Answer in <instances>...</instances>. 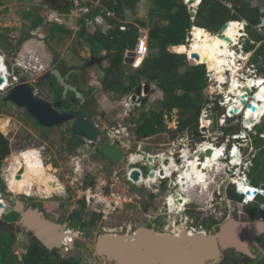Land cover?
Returning a JSON list of instances; mask_svg holds the SVG:
<instances>
[{
    "label": "rangeland",
    "instance_id": "374dc122",
    "mask_svg": "<svg viewBox=\"0 0 264 264\" xmlns=\"http://www.w3.org/2000/svg\"><path fill=\"white\" fill-rule=\"evenodd\" d=\"M4 4L7 3V5L10 8L9 14L5 16L4 19L1 20L2 26H11V30L15 31L17 27L23 26V35L25 36V33L27 32V28L30 24V20H26L22 14L25 10H30V6H33L34 1H32L31 4L25 3L26 0H3ZM31 1V0H28ZM89 1V0H88ZM183 1V0H181ZM60 4H64V0H58ZM184 2V1H183ZM185 3V2H184ZM3 3H0L2 5ZM36 4V2H35ZM90 4V3H89ZM52 6V5H51ZM50 7V6H49ZM38 11L41 14H44L45 21H47V8L44 6L37 7ZM8 10V9H7ZM47 12V13H46ZM136 19L145 20L146 23L149 25V27L153 28L155 26L156 21H158L157 16H151L149 12V5L147 0H141L139 7L137 9L136 13H128L126 14V20H122L124 22L127 21V23H133L136 21ZM121 20V19H120ZM27 21V22H26ZM163 23H166V21H163ZM102 24V23H99ZM17 26V27H15ZM223 26V25H222ZM214 29L212 34H214L216 31H220L222 29ZM148 27V28H149ZM196 30V29H195ZM31 36L28 37L23 44L20 45V48L18 51H22L24 55L27 56L28 60L38 63V65L43 63V66L45 67L47 64H50L53 62H56L58 64L60 61H62L63 64H69V63H80V59L85 60L83 54V51H85L87 45L80 44L76 36L74 34L67 36L62 42L61 39L57 38H51L49 33V23H44L42 26H40L37 31H31ZM262 36H264V32L262 33ZM196 37V33H195ZM75 38V39H74ZM74 39V40H73ZM61 42V43H58ZM191 44H186L185 48L187 49V53H182L177 51V48H170L174 53L179 54H186L187 57L190 55L189 53L192 52L189 48ZM8 47V46H7ZM8 51V50H7ZM72 51H76V53L81 52L80 54H74ZM21 52V53H22ZM155 55L151 57V60L149 61L148 65L145 66L143 69H147L148 67L151 68H166L165 59L166 54L165 53H159L158 47L155 48ZM80 55L79 58L77 56ZM88 56V55H87ZM84 57V58H83ZM7 59L12 62V52H7ZM57 59V60H56ZM189 60V59H188ZM109 61H105L102 64H99L95 68H93V77L92 84L94 89L96 90V99H99L98 112H103L104 117L106 121H110L111 127H119V124L122 125L120 128L121 130H125V134L122 137V140L134 148L132 150V153H141L144 152L143 149L139 150V145L141 142H138L136 139V124L137 122L134 120L135 118L134 113L131 112L132 107H125L121 104L122 98H113L107 95V93H104L103 87H102V79L104 76L103 70L105 65L108 64ZM190 63H193L192 60H189ZM202 63V62H201ZM41 65V64H40ZM211 69H214L216 71L215 66L212 64L209 66ZM125 72L130 71V73H133L136 71L132 66H125ZM38 70V69H37ZM2 72V70H1ZM39 71L37 74H31L26 73L24 71L19 72V77L27 79L31 85L34 84L33 82L38 80ZM97 74H96V73ZM91 73V74H92ZM97 75L95 77L94 75ZM180 74H183V71H180ZM217 76V75H216ZM159 79L165 84L168 85L171 79H174L173 76H171L168 72L162 71L160 74ZM159 80V81H160ZM218 81V80H217ZM128 83V79H125L122 81L121 84H117L115 86L116 90L122 91L125 85ZM89 84V83H88ZM33 86V85H32ZM87 87V85L85 86ZM38 89L41 91V93H47L46 89L47 85L43 83V86L39 85ZM9 92V90L1 91L0 92V99H3V96L1 94ZM182 94H186V90L182 89ZM196 91L193 92L195 94ZM202 93H204L205 98H208L206 90ZM44 95V94H43ZM264 96V88L261 89L260 93L256 95L255 100L259 101L260 98ZM117 99V100H115ZM208 100V99H207ZM3 107H4V114L0 115V131H2L10 140L12 147L14 148V153L12 155H9L5 158L2 168H1V174L0 179L3 181V186L6 187L7 191L9 192V189H11L8 186V183L11 184L10 179L13 177V185L15 187V191L12 194L13 198L17 201H26L27 203L31 202V204L35 207H39L42 211L46 213V216L49 219H52L56 222L67 224V220H70V218L73 217V211L74 210H80L81 208V200L82 197L79 195V189L78 184L81 182H90L94 183V185L101 184H115L117 192L123 195H129L131 197L130 203H125L123 207L114 214L109 220H103L100 215H98L96 212H93L90 208H88V211L85 213H82V216H84V219L86 221L90 222V226L85 228V230H81L82 232L76 233L73 237L75 248L74 250H70L68 255L62 256H78L83 259V262L85 264H112L110 262L105 261L104 259L99 258V256L92 250L87 249V243L88 242H94L98 236V234L102 232H121V231H127L126 227H124V224L127 222L129 223H135L136 221L141 220L143 218V215L148 217L150 215V211L152 209H149L150 203L154 201L148 200L147 195L149 194L144 190V188L141 189V193L134 191H129V187L132 186L130 184V180L128 179V171L129 167L127 164L124 163H115L112 165L111 163H107L103 160V158H98L94 155V148L91 146H82L78 148V151L75 153H71L69 150L66 149L67 142L64 140L63 134L60 131V129L57 126L48 128V127H38L41 131H43L46 135V137H41L38 132L35 129L31 127V125H34L33 119L27 114L25 108H20L14 103L11 102H5L3 101ZM96 108V107H95ZM156 103L150 105V110L153 111V109H156ZM261 110L264 111V107L261 108ZM177 109H174L171 117L166 118V123L168 124L169 130L166 131V133H171L170 138L173 141L174 136L180 135V132H174L175 126L177 124V120L179 118V114H177ZM138 113V111L136 110ZM129 113L130 116H127L126 114ZM260 114V112H259ZM259 114L257 116H259ZM119 115V116H118ZM145 115V114H144ZM178 116V117H177ZM125 118V119H124ZM258 118V117H257ZM150 120V118H148ZM264 120V119H263ZM201 122V119L199 120ZM142 124L145 123L144 120L141 121ZM255 123L253 121L250 126H252ZM202 124V123H201ZM217 125L214 124L212 127V130L217 129ZM258 129H262V125L258 124L256 126ZM188 132V131H185ZM128 133V135H127ZM164 133V132H162ZM165 138H168L165 136ZM254 145L256 147H261L264 145V142L260 140L259 137H252ZM136 141V142H135ZM73 144L72 142H70ZM154 143V142H152ZM175 143V142H173ZM174 147H179V144L176 142ZM188 146H182V148L186 149ZM26 148H33L37 149L43 159V162L40 161L41 164H44L45 168L41 166L39 162H37L35 159L31 158L29 161V164L26 163L22 164V167L24 168V172L22 174L26 175V178H29L28 185L29 187H25L24 189H19L18 185V174H15V167H17L18 159L21 157L20 151ZM151 152V148H147ZM169 149V147H168ZM181 149V148H180ZM129 152V150H128ZM258 160H262V154L260 153ZM32 161V162H30ZM79 166V170L75 171L76 166ZM40 167V171H35V173L32 172V167ZM20 170V169H19ZM252 170V169H251ZM31 171V174H30ZM43 171V174L39 175V172ZM251 173V172H250ZM257 173V175H255ZM30 174V176L28 175ZM47 174H50L54 177V179L58 180L62 187L58 189L59 193H53L55 188L52 186H46L45 176ZM119 178H118V177ZM254 178L257 182H253ZM33 179H35V185H38L37 187H33ZM32 180V182H31ZM1 182V181H0ZM250 184L257 186L258 188L263 187L264 184V166H261L257 169L256 172H252L250 174ZM33 185V186H32ZM64 185V186H63ZM48 187H51L53 190L45 192V189ZM44 188V189H43ZM35 190L39 192L41 195H37L34 197L26 198L24 195L26 192L31 194V191ZM137 189V188H136ZM13 190V189H11ZM165 191V188L163 189ZM232 190L234 195L236 196L235 187L232 186ZM49 193L50 195L46 196L44 194ZM53 193V194H52ZM166 192H162V194H157L154 197H157V199L160 196H164ZM188 193L193 194L192 196L194 198H191V200H195L198 202H205L207 199L206 193L203 191V188L198 189H191ZM54 196V197H53ZM237 197V196H236ZM241 200V196L239 197ZM129 200V199H126ZM156 201V200H155ZM154 201V202H155ZM258 205L261 207L262 204L264 205V198L259 197L258 198ZM208 203V202H207ZM146 205V206H145ZM157 206V205H155ZM158 207V206H157ZM238 212L232 213V218H238L237 216ZM14 213H11L13 215ZM264 215V212L262 213ZM154 215V213H153ZM150 215V216H153ZM15 218L18 216V214H14ZM149 216V218H150ZM241 218H246L243 215H240ZM229 217V216H228ZM144 220V218L142 219ZM162 220H155L153 223H149L147 226H152L157 229H161L162 226ZM123 221L125 223H123ZM144 225H146L148 222L145 220L142 221ZM72 231H75L72 229V227H69ZM78 229H80L77 226ZM126 233V232H124ZM11 236L10 235H2L0 236V245H3L4 247H9V240ZM27 240L26 236L19 235L18 238H16L15 247L16 250L19 252L20 250H24V252L27 251V247L25 246V241ZM262 241V239H261ZM251 249L253 251H263V249L260 247V242L256 241L252 243ZM25 254V253H24ZM18 255V253H17ZM1 264V263H0ZM18 264V263H17Z\"/></svg>",
    "mask_w": 264,
    "mask_h": 264
},
{
    "label": "built area",
    "instance_id": "2783aa9c",
    "mask_svg": "<svg viewBox=\"0 0 264 264\" xmlns=\"http://www.w3.org/2000/svg\"><path fill=\"white\" fill-rule=\"evenodd\" d=\"M64 1L68 4L69 2H73L72 10L70 12L61 13L55 9H52L51 7L49 8L48 6H46L48 7V14L47 21H45V23H57L60 25L66 24L71 28L77 27L81 24L83 27L89 28L90 32H95L99 25H102L103 30L106 32L113 30L115 27H119L124 31L127 30V25L125 24V22L116 18L115 13L105 7L101 8L99 10V14L95 15L92 14L95 7L93 3L89 2L88 0ZM201 2L202 0L199 2V4L196 5L197 9ZM99 5L100 4H98V6ZM109 17L115 18L116 22H110L107 19ZM229 22L230 24L238 23L240 24V27L235 38H232L230 36L232 40L231 43H228L230 63L224 64L223 80H218L216 71L207 66L206 62L201 63L192 58L190 55L187 57L189 60H192L194 64H204L207 71V86L205 90L208 95V101L202 108L200 115L201 122L199 121L200 129L206 127L205 131L201 130L203 141L195 144L192 148L190 146L184 149L179 145L177 150V148L173 146L175 144L173 142H175V140L177 139V136H174L175 138L173 139L172 144H169V149L167 151H154L153 149V151L151 152H141L137 154L131 152L127 154V162H124L129 167V176L130 171L132 170V165L134 163L144 162L146 164H149L150 162L147 161V158L148 156H152V163L155 166L153 169L155 176L153 178L149 176L148 178L143 179L142 183L139 186L137 185V183L130 181L132 186H130L128 189L131 192L134 191L133 186L139 189L146 188V190L150 194L148 195V198L150 196L154 198V196H156L157 194L167 191L168 193H165L164 195L167 207L160 208V210L165 212V215H167L169 212L175 213V210H177L179 206V202H177L176 199L177 194H179L183 199V202L181 203L183 207L185 201L194 198L192 196L193 194H190L184 190L183 183L181 182L183 174L187 171L188 164L190 162L196 161L197 164H199L198 166L201 165V167L199 168H202V165H204L207 160L214 157L216 158L213 163V165H215V168L213 170L212 165L207 164L206 180H215L216 186L213 187V189H222L226 184V189L228 187L232 188V186H234L235 192H238L242 198L241 201H237L236 198L230 197V195L225 197L220 195V197L218 198L217 196H215V193H211L208 197L210 206H213L215 209V202L220 204L225 203V205H227L229 214L238 212V214L243 215L246 212L244 210V207L248 203L250 204V202L256 201V197H258L259 195L264 197V195L262 194V191H264V189L250 185V181H248L249 179L247 175L248 170L253 166V159L255 158L257 152V149L254 147V143L252 142L251 136L256 135L264 139V131L263 133H259L258 129L256 128V126L261 123V119L264 117V111L261 110V106H264V100L260 99L256 104L254 103L256 95L261 91L262 88H264V62H253V52H248L245 49L247 42H250L252 45L258 46V41H256L255 38L252 37L251 33L255 32L256 34H262L264 32V12L260 18V21L256 25L251 26L250 29V22L246 19ZM196 28L197 27L193 26L192 30L187 35L186 44H192L196 39L194 34V30ZM226 31L224 32L226 33ZM217 34H213L214 37H216ZM149 40V28H140L136 48L133 50H127V54L130 51L136 52L133 57L134 61L131 63V66L134 69L139 68L144 60L149 56ZM21 52L17 51L15 52L16 54H12L13 67L11 69L6 65V60H8L7 57L5 55H0V62L7 68L3 70L1 74H3L7 78H12L14 81L13 84H7L4 89H0V92L2 90L10 89L16 84L31 82L24 78L21 79L19 77V73L14 69H18L20 72L24 71L31 74L37 72V64L32 63V61L28 60L27 56L24 55L23 52ZM234 82H236L239 86L235 87ZM246 88L250 90L249 97L245 99V102H243L242 95L247 93L245 90ZM234 91H236V93ZM130 100V98L123 99L127 107H133L134 105ZM250 102L255 104L258 107V112H260L259 116H257L259 118L258 121L252 126L246 124L248 113H254L247 106ZM235 108H238L239 111L231 112L234 111ZM214 124H216L218 128L212 130ZM227 124H229V126ZM121 127L122 125L120 124L119 127H111L108 130L109 136L112 141L118 139L121 133ZM188 133L189 132L180 133L178 139L182 137L181 140L189 141ZM219 137H226L230 141L238 140L241 148L237 147L235 144H232V147L231 145L226 146L223 143L216 144L215 138ZM124 146L127 148V150L131 147L125 143ZM156 146L157 144H153V147ZM209 149L212 150V155H206L205 160H202L200 156L201 153L206 154ZM219 150L220 152H218ZM13 153L14 148L11 145L10 155H12ZM19 153L21 155V151ZM216 155L218 156L216 157ZM78 170L79 166L77 165L75 171ZM161 170L164 171L163 175L160 173ZM19 171L17 173H19ZM162 180H165V191L159 190V187L162 186ZM94 184L95 182L88 183L86 181L78 184L79 195H81L82 197L81 202H85L87 211L88 208H90L93 212H96L98 215H100L103 220H109L114 214L119 212V210L125 203L131 202V197L129 195L120 194L116 189H114L116 188L115 184ZM154 185H158V187L155 188ZM8 186L10 187V183H8ZM148 188H151V191H149ZM192 189H198V187ZM248 189H257L258 193L255 196H250L246 193V190ZM241 190L243 191L241 192ZM9 192L13 193L14 191L9 189ZM37 195L41 194H38L36 192H33L30 195L26 194L27 197H34ZM171 221L170 231L173 234H180L184 231L189 234L205 233L203 224H201V222L198 223L196 220L190 218L189 216H184V218H182L181 220L173 219ZM68 239L72 238H67V240L63 242V245L64 247L69 249V242H71L72 240Z\"/></svg>",
    "mask_w": 264,
    "mask_h": 264
},
{
    "label": "trees",
    "instance_id": "16d2710c",
    "mask_svg": "<svg viewBox=\"0 0 264 264\" xmlns=\"http://www.w3.org/2000/svg\"><path fill=\"white\" fill-rule=\"evenodd\" d=\"M96 1V0H95ZM141 0H102L105 8L115 13L116 18H126V14L132 12L136 13ZM149 5L150 15L157 16L155 26L149 29L150 34V53L149 56L144 60L142 65L136 69L135 72L127 74L125 72L124 63L125 53L127 49H135L140 27H148L144 20L136 19L133 23L127 24V30H121L119 27H115L113 30L108 32L103 30V26L99 25L94 34L86 32L85 27L81 24L80 29L77 31V36L82 38L84 42L91 47L92 54L95 57H99L106 51L109 56V65L106 69V75L103 81L104 89L110 94L117 96L118 98L124 94L129 93L133 87H136L142 79L149 82H156L158 88L164 92V99L160 102L158 108L152 111V117L150 120L145 115L141 114L139 120L134 116L136 122L142 123L144 120L143 130L140 134L150 135L166 132L169 130L168 124L166 123V116L171 117L173 109H179V126L174 132L184 133L189 131L194 133L199 127V119L204 104L207 103V99L204 96L205 88L207 86L206 78V67L204 64L190 63L186 54H179L169 51L162 52L159 49V42L165 41L168 46H176L177 51L187 53L185 49L186 37L192 30L193 26L200 28H207L211 31L220 28L224 23L229 21H235L240 17L246 18L250 22V27L256 25L262 16L260 8L251 7L249 2L246 0H202L201 4L197 9L196 18L193 20L189 14L187 5L181 0H147ZM199 3L200 0H194ZM232 2V7H228L225 3ZM195 3V5H196ZM30 10L22 12L26 20H30V24L27 28L25 36L21 38V41L17 47L25 42V40L31 36V31L40 28L45 23V17L41 15L38 10L30 6ZM73 8V2L64 3L61 8L57 9L61 13L70 12ZM98 7L94 9L92 14H99ZM110 22L115 23L116 19L109 17L107 18ZM166 21V23H163ZM71 29L66 24L60 25L57 23H49V33L51 38H60L61 34L72 35ZM252 37H255L258 41H262L255 53L254 61L263 58L264 62V36L262 34L251 33ZM81 44V42H79ZM181 45V46H178ZM251 43L247 42L246 50L251 48ZM158 47L159 53H165L166 68H151L148 67L146 70L143 69L148 65L151 57L155 55V48ZM162 71L168 72L174 79H171L168 85H165L160 79ZM183 71V74H180ZM52 80L54 81V87L58 88L57 98L61 95L62 86L53 75ZM128 79V83L125 85L122 91L116 90L115 86L121 84L122 81ZM160 80V81H159ZM129 85V86H128ZM35 89V88H34ZM182 89L186 90V94H182ZM196 91L195 94L193 92ZM260 93V92H259ZM260 99L264 100V96ZM257 103V100H254ZM260 105V104H259ZM264 106H261V108ZM4 112L3 100L0 99V113ZM27 113V111L25 112ZM28 114V113H27ZM258 113H248V119L246 124L250 126L251 120L258 121ZM29 115V114H28ZM30 116V115H29ZM32 119L33 117L30 116ZM34 125L31 127L38 132L41 137H46L45 133L38 127L41 125L33 119ZM264 131V121L262 123V129ZM11 153L10 140L9 138L0 131V174L3 162L7 156ZM263 159L255 160L254 167L251 170L256 172L258 168L264 166V150L261 152ZM257 175V173H255ZM1 181V179H0ZM253 182H257L254 178ZM1 188V186H0ZM5 189V186H2ZM264 188V184H263ZM236 194V193H235ZM237 196V197H236ZM230 192V197H235L239 200V196ZM263 205V204H262ZM246 211L250 219H259L264 217L262 214L264 211L258 205V202L247 204ZM87 211L85 202H81L80 210L73 211L74 225L79 226L82 230L89 227L91 224L89 221L84 220L82 213ZM262 239V241H261ZM260 247L263 251L255 250L256 258H251L244 254L230 253L226 255L219 264H264V235L258 240ZM13 241H9V247L0 245L2 250L1 254L4 258L11 252V245ZM85 264L81 257L72 255L62 257L58 250L50 251L43 244H41L36 238L32 239V244L27 248L25 254L19 259L18 256L12 255L11 257L2 259L1 264Z\"/></svg>",
    "mask_w": 264,
    "mask_h": 264
},
{
    "label": "water",
    "instance_id": "95a60500",
    "mask_svg": "<svg viewBox=\"0 0 264 264\" xmlns=\"http://www.w3.org/2000/svg\"><path fill=\"white\" fill-rule=\"evenodd\" d=\"M188 7L189 14L192 19L196 18L197 7L194 0H183ZM230 22L223 24L221 32L217 37L227 43H231V37L226 34ZM205 30L212 34V31L205 28ZM2 33L6 31L1 30ZM222 47V46H221ZM135 51H130L125 59V62L131 64L134 60ZM190 56L195 60H200L198 52H191ZM93 59L88 66H94L105 61L108 57H92ZM214 60L206 61V65L210 66ZM8 68L11 64L8 62ZM53 75L57 81L64 87V99L66 98L68 89L76 91V89L69 84L66 78L58 69L53 70ZM5 83L11 85L14 83L12 78H7L0 73V86ZM156 86L155 82L146 83L144 88L146 90L142 93L141 84L136 88L135 94L132 97V102L141 105V101ZM6 94L4 101H11L20 108H25L27 113L32 116L43 127L60 126L67 121H72L70 134L77 137L82 143H87L91 147L96 146L99 141V134L103 137L99 150L112 163L127 162V157L124 154L122 146L119 142L112 143L107 136L105 130L99 131L90 122L84 114L77 109L73 112H59L56 109L57 104L43 99L38 96L30 83L16 84ZM247 93L242 95V101L249 97V89H245ZM79 97L81 93H77ZM59 104L61 101L58 102ZM252 112H258V107L253 103L247 105ZM235 108L234 111L238 112ZM253 122V120H251ZM206 130V127L202 129ZM197 136L201 133L196 132ZM206 155L211 156L212 150L209 149ZM205 153H201L202 160H205ZM146 164L144 162H136L132 166L129 174V180L137 183L139 186L143 179L149 176L153 178L154 164L152 156H148ZM201 167V165H200ZM24 168H21L18 178L21 177ZM160 173L163 175L164 171ZM249 181V180H248ZM165 180H162V190L164 189ZM158 187V185H154ZM151 191V188H148ZM243 190H241L242 192ZM250 196H255L258 193L257 189L246 190ZM264 195V191H262ZM177 202L182 203L183 199L179 194L176 195ZM1 206V205H0ZM14 212L21 213L19 224L43 244L49 250H58L61 256H66L70 250H74L75 244L69 242V249L64 247L63 242L67 238H73L75 232L67 227V224L56 222L49 219L46 213L39 207L30 206L25 208L22 201H18L15 206L9 204L3 213ZM264 211V205L261 206ZM1 211V210H0ZM262 235H264V218L260 219H242L229 217L221 225L217 233H199L189 234L181 232L180 234H171L161 232L141 226L133 233L124 232H102L98 235L96 243L88 242L87 246L90 250H94L98 256L112 264H219L224 255L233 251L235 253L244 254L251 258H256L257 255L251 249L252 243L256 242Z\"/></svg>",
    "mask_w": 264,
    "mask_h": 264
},
{
    "label": "flooded vegetation",
    "instance_id": "af4514ba",
    "mask_svg": "<svg viewBox=\"0 0 264 264\" xmlns=\"http://www.w3.org/2000/svg\"><path fill=\"white\" fill-rule=\"evenodd\" d=\"M5 1H7V0H5ZM16 1H18V0H16ZM32 1H34V0H31V1L26 0L25 3L32 5ZM35 2H36V4H35ZM0 3H3L2 5H0V55L1 56L5 55L7 57V52L8 51L12 52V54H16L15 52H17L19 50V49H17V47H18V45H19V43L21 41V38L23 37L22 35H23V31H24L23 29L24 28H23V26H20V27L15 26V27H17V28H15L16 30L12 31L11 30V26H7V27L6 26H2L1 20L4 19L7 14H9L10 8L7 5V3L4 4L3 0H0ZM44 5L48 6V7L50 6L52 9L57 10V9L61 8L63 4H60L58 2V0H41V1H34L32 7L36 8L38 10L37 7L44 6ZM41 15H44V14H41ZM69 29H71V31H73L72 34H74V36L77 37L78 41H80L82 44L87 45L82 38L77 36V31L80 29V26H77V27H74V28L69 27ZM1 30L6 31V33H2ZM85 30L89 34H94L96 32V30H95V32H90V29L87 28V27H85ZM33 31H36V30H33ZM58 34L60 35V38H62L61 42L67 36L70 37V35L61 34V33H58ZM61 42H58V43H61ZM72 53L74 54V58H75V54H80L81 55V52L76 53V51H72ZM83 54H85V55H83L85 57V58L83 57L85 60L80 59V63H72L71 62L69 64H63L62 61H60V63H59V60H58L57 61L58 64H57L53 60L52 63L47 64L44 67L43 63H41V61H40L41 65L40 64L38 65V63H37V69L39 71H41V72H39V74H38L39 78H38V80L33 82L34 84H32L33 85L32 87H33V89L35 88L34 90H35V92H36V94L38 96L42 97L43 99H45L47 101L52 102V104H57L56 109L59 112H73L74 108L77 109V110H80L84 114V116L90 122H92V124L97 128L99 133L101 131L105 130L107 132L108 139L112 143L119 142L120 146H122V148H123L125 156L127 157V154L131 153L134 148L130 147L128 149L129 150V152H128L127 148L124 146L125 142L122 140V137L124 135H122V134L126 133L125 130H120L121 133H120L118 139L112 141V139L110 138L109 133H108L109 132L108 130L111 128V126H109L110 125V121L109 120L106 121L105 119H103V117H104L103 112H101V113L98 112V110L100 108V107L97 108L98 103H99V99H96V96H97L96 93H95L96 90L93 87L91 78L93 77V73H94L93 72V68H95L99 64H96L94 66H88V64L93 59L92 57H95L92 54L91 47L89 45H87L85 51H83ZM80 55H78L77 58H79ZM125 55L127 56L126 53H125ZM101 56L108 57L105 61L109 60V56L107 55L106 51H104ZM101 56H99V57H101ZM125 59H126V57H125ZM105 61H103V62H105ZM8 62L11 64V68H12L13 67L12 63L13 62H10L9 60H6V65L8 64ZM103 62H101L100 64H102ZM124 63L126 65H128V66L129 65L131 66V64L126 63L125 60H124ZM108 65H109V63H108ZM0 66H1L0 67L1 68L0 69V73H1V70L3 71L5 69H7L6 66L2 65L1 62H0ZM107 67L108 66L104 67V70H103L104 76H103V79L101 81L104 93H107V95L110 96V97L118 98L117 96H114V95L110 94L108 91H106L104 89L103 81H104V78H105V75H106ZM55 69L60 70L62 75L65 78H66V76H68L69 79H66V81L69 84H71L76 89V91L68 89V92H67V95H66L65 99H64V91H65L64 87L59 83L62 86V90H61L62 92H61V95L59 96V98H57L56 92H58V88L54 87L55 86L54 85V81H51L52 78H53L52 77L53 76L52 72ZM14 70L16 72H18V73L20 72L18 69H14ZM38 70L34 74H37ZM96 74L94 75L95 77H97ZM127 74H131L130 71H127ZM21 79H23V78H21ZM43 83H45L47 85V88H48V89H46L47 93H43L44 95L38 89V86L39 85L43 86ZM146 83L149 84V82H147V81L139 83L136 87H133L132 89H130L131 91L129 93L124 94L123 96L119 97V98H122L120 102L125 107H127V106H126V103L123 101V99L124 98H130L131 99L130 100L131 103L134 104L132 109H131V112L133 111L132 113H134V114H132V115H134L138 120L141 117V114H143V115L145 114L146 117L151 118L152 117V112L149 111L150 110V105L156 103V107L158 108V106L160 105V102L164 99V92H163V96H162L161 100H158V99L155 100L154 99L153 102L150 101V97L153 96L155 90H157L156 88H158L157 85H156L155 88L153 90L149 91V93L145 96V98L142 99L140 106L137 105L136 102H132V97L135 94L136 88L141 84V90L140 91L143 93L146 90V88H144ZM86 85H87V87H85ZM158 89H160V88H158ZM2 91H5V90H2ZM78 92L81 93L82 97L78 96V94H77ZM7 94H8V92H7ZM1 95L3 96L2 100L4 101L6 93H3ZM115 100H117V99H115ZM59 101H61L60 104L58 103ZM7 102H9V101H7ZM11 103H13V102H11ZM174 109H177V108H174ZM174 109H173V111H174ZM136 110L138 111V113L136 112ZM154 110L155 109H153V111ZM176 112H177V114H179V109H177ZM3 114H4V112L0 113V115H3ZM129 116H130V114H129ZM263 119H264V117L261 119L260 125H262V123L264 121ZM227 125L229 126V124H227ZM71 126H72V121H67L63 125H60V126H57V127L62 132L64 140L67 142L66 143L67 144L66 149L69 150L71 153H75V152L78 151V148H80L82 146H87L88 144L80 142L77 139V137L72 136L70 134ZM178 126H179V118L177 120V124H176L174 130H177ZM202 129H200V122H199L198 129L194 133H191V132L188 133L189 134V141L181 140L182 137L180 139H178V137L180 135H176L177 139L175 140V143L177 142L180 146H183V145L184 146H188L189 145V147L191 146V148L194 147L195 144H198L199 142L203 141L202 132H201ZM142 130H143L142 123L137 122V124H136V134H137V136H136L135 140L138 142V144H139V142H141V144L139 145V150L143 149L144 152H147V151H149L147 148H151L150 151H153V149H154V151H157V150H165V151H167L169 144L170 143L172 144V140L170 138V134L171 133H166L165 132V133L160 134V135L157 134L156 136L154 134L143 135V134H140V132H142ZM197 131L201 133L199 136H197L195 134ZM258 132L259 133H263V131H261V129H258ZM165 136H167L168 138H165ZM252 137H259V136L252 135L251 138ZM215 139H216V141H215L216 144H222L223 143L226 146L227 145H231V147H232V144H235L237 147L241 148L238 140H231L230 141L226 137H219V138H215ZM260 140L262 142H264L263 138H260ZM102 141H103V137H101V135L99 134V141H98L96 146H93V148H94V152L93 153L98 158H103V160L105 162H107L109 164L111 163L112 165H114L115 163H112L99 150L100 144H101ZM70 142H72L73 144H71ZM152 142H154V143H152ZM252 142H253V139H252ZM153 144H157V146L153 147ZM88 146H90V145H88ZM254 147L257 149L256 155H255V158H254V160H256L258 155L264 150V145H262L261 147H256L254 145ZM253 167L250 168L249 172H251V169ZM3 185L4 184H3V181L1 179V182H0V186H1V188H0V205H1L0 206V210H1L0 211V236H2L4 234L5 235H10L11 238H10L9 241L12 240L13 244L11 245L10 254L6 255L4 258L2 257V254H1L2 250L0 249V263H1L2 259L11 257L12 255L18 256L19 259L22 258V255L25 253L24 250H20L18 252L16 250V247L14 246L15 242H16V238H18L19 235H23L24 234L26 236L27 240L25 241V246L27 248L30 246V244H32V239L35 238L33 234H31L25 228L20 226L19 221H20L21 213L14 212L13 210H11V212H9V213H6V212L3 213L5 211V208L9 204H13V206H15L16 203L18 202L16 199L13 198L12 194H10L7 191L6 187H5V189L2 188ZM225 186L222 189H220V188L213 189L212 193H215V196H217L218 198L220 197V195H222L223 197L230 195V192H231L232 188L228 187L226 189ZM133 187H134V190L136 192L141 193V189L142 188L141 189H139V188L136 189L135 186H133ZM262 189H264V188H262ZM144 190L146 192H148L146 190V188H144ZM159 190L162 191V186L159 187ZM54 192L58 193L59 191L58 190L57 191L54 190ZM160 194H162V192ZM236 194L240 197L238 192ZM44 195L48 196L50 194L47 193V194H44ZM148 195H150V194H148ZM148 195H147V198H148ZM260 196L261 195H259L257 197L256 202L258 201V198ZM24 197L29 199V197H27L26 195H24ZM261 197H263V196H261ZM154 199L156 201L154 200L155 202L152 201L150 203V205H148L149 209L150 210L152 209V211H153V212L150 211V215H153V213H154V215L153 216L149 215L150 218H149V216L146 217L145 215H143L144 220L146 222H148V223L146 225H144L143 222H142V221H144V220H142L143 218H141V220H139V221H136L135 223L133 222V223H129V224H127L126 221H125L126 223L123 221V223H125L124 227H126L127 231H121V232L133 233L135 230H137V228H139L141 226H147L149 223H153L155 220H160L161 218H163L161 229H157V228H154L152 226H150V227L147 226V227L152 228V229L157 230V231L171 233V231H170V224L172 222L171 220H173V219L181 220L182 218H184V216H189L190 218H193L194 220H196L198 223L201 222V224H203L205 233H217V231L220 228V225L225 220H227L229 217H231V215H232V214H229V211L227 209V205H225V203L224 204H220V203L215 202L216 208L214 209L213 206L209 205L208 199L205 202H203V203L189 199V200L185 201L184 207H183V205L181 203H179V206H178L177 210H175V213H170L169 212L167 215H165V212L160 210V208L167 207V203H166V200H165L164 196H160L158 199H157V197H154ZM148 200H153V199L150 196L148 198ZM21 201L24 203L25 208L33 206L31 204V202L27 203L26 201H23V200H21ZM239 201H241V200H239ZM155 205H157L158 207L155 206ZM245 208H246V206L244 207V210L246 211ZM11 213L18 214V216L15 218L14 214L11 215ZM243 216L246 217V218H242V219H250L247 211L243 214ZM236 217H238L237 219L241 218L240 214H238V213H237ZM262 218H264V217H262ZM67 222H68L67 223V227L68 228L72 227V229H74L75 230L74 232H76V233L82 232L81 231L82 229L79 226L78 227L80 229H78L77 226L74 225V219L73 218H70V220H67ZM110 232H115V231H110ZM171 234H173V233H171ZM96 240H97V238H96ZM96 240L94 242H92V243H96ZM87 249H89L88 246H87ZM50 251H52V250H50ZM92 251H94V250H92ZM17 253H18V255H17ZM230 253H234V252L233 251H229V252H227L224 255V257L226 255L230 254ZM99 258H101V257L99 256Z\"/></svg>",
    "mask_w": 264,
    "mask_h": 264
},
{
    "label": "bare ground",
    "instance_id": "6f19581e",
    "mask_svg": "<svg viewBox=\"0 0 264 264\" xmlns=\"http://www.w3.org/2000/svg\"><path fill=\"white\" fill-rule=\"evenodd\" d=\"M201 1V0H200ZM199 3H196V5ZM240 27V24L238 23H232L229 25V28L227 29L226 33L231 36L232 38H235L236 35L238 34V29ZM196 33V39L193 41V43L189 46V48L191 49V51H196L199 53L200 55V60L199 62H206L208 60H214V63L212 64L213 66H215L216 68V75L218 80H223L224 79V64H229L230 63V58H229V53H228V43L225 42L224 40H220L219 38L214 37L213 34H209L205 29H196L194 30V34ZM222 46V47H220ZM186 49V48H185ZM187 51V49H186ZM191 54V52L189 53ZM1 67V66H0ZM1 69V68H0ZM8 83H5L4 86H0V89H4L7 86ZM234 86L237 87L239 86L236 82H234ZM236 93V91H234ZM263 100V99H262ZM220 152V150L218 151ZM21 157L18 159V165L17 167H15V174L19 171V169L21 170L22 164L27 162V165L29 164V161L31 158L35 159L37 162L40 163V161L43 162L42 156L40 154V152L37 149H33V148H26L21 150ZM218 155H216L217 157ZM216 158H211L209 160L206 161V163L204 165H202V168H199L200 166H198L199 164H197V162H190L188 164V168L187 171L183 174L182 178H181V182L183 183V188L186 192H189L192 188L198 187V188H203L205 189V184L207 183V164L212 165L213 170H214V160ZM32 162V161H30ZM33 163V162H32ZM193 163V164H192ZM41 164V163H40ZM193 165V166H192ZM41 166L43 168H45L44 164H41ZM35 171H40V167L39 166H35L32 167V172L35 173ZM168 173V172H167ZM31 174V171H30ZM30 174H28L30 176ZM43 174V171L39 172V175ZM46 181H45V185L46 186H52L53 188H55V190L57 191L60 187H62V184L54 179V177L50 174H47L45 176ZM29 178H26L25 174H22L20 178H18V187L19 189H24L25 187H29V183L28 180ZM13 177L10 179L11 181V189H13V191H15V187L13 185ZM37 181V180H36ZM35 179H33V187H37L35 185ZM32 182V180H31ZM44 189V188H43ZM53 190L51 187H48L47 189H45V192ZM244 190V187H243ZM38 193L35 190L32 189L31 194L32 193ZM25 194H29L27 193V191L22 192ZM41 193V192H40ZM42 194V193H41ZM30 195V194H29ZM43 195V194H42ZM172 233V232H171ZM68 240H72V242H74V239H68Z\"/></svg>",
    "mask_w": 264,
    "mask_h": 264
},
{
    "label": "crops",
    "instance_id": "0c3cea01",
    "mask_svg": "<svg viewBox=\"0 0 264 264\" xmlns=\"http://www.w3.org/2000/svg\"><path fill=\"white\" fill-rule=\"evenodd\" d=\"M102 0H89V2H92L93 3V5H94V7H95V9H97L98 10V7L99 8H103V7H105V6H103L102 5V3H100ZM246 1H248L249 2V4H250V6L251 7H257V8H260V11H261V13L263 14V12H264V0H246ZM98 4H100L99 6H98ZM229 8L230 7H232V2H228V3H225ZM119 20L121 19V20H126V18L125 19H123V18H118ZM242 19H246V18H244V17H240V19H238V20H242ZM247 20V19H246ZM123 21V22H124ZM145 21V20H144ZM248 21V20H247ZM146 22V21H145ZM125 24L127 25L128 23H127V21L125 22ZM148 25V24H147ZM148 27H149V25H148ZM148 27H140V28H148ZM195 27H197V26H195ZM221 28V27H220ZM150 29V28H149ZM196 29H199V27H197ZM221 31V30H220ZM219 30L218 31H216L214 34H217V33H219L220 32ZM212 32H214V31H212ZM256 34V33H255ZM253 38H255V37H253ZM255 40L256 41H258L256 38H255ZM150 41V40H149ZM247 44V43H246ZM262 44V41H258V46H255V45H252L251 46V48L250 49H248V50H246V51H250V52H253V54L254 55H252V61L253 62H255V63H258V62H260L261 61V63L263 62V58L262 57H260V59H258V60H256V61H254L255 59H254V57H255V53H256V51H257V49L259 48V46ZM178 46H181V45H178ZM149 47H150V45H149ZM172 48H175L176 46H171ZM171 47H169L167 44H166V42L165 41H160L159 42V49L162 51V52H164V51H169V52H173L172 50H170V48ZM136 48V47H135ZM177 48V47H176ZM245 49H246V47H245ZM128 50V49H127ZM131 50V49H130ZM255 52V53H254ZM129 53V52H128ZM126 54H127V51H126ZM127 56H128V54H127ZM126 55H125V57H127ZM108 61V60H107ZM105 66H108V64H106ZM135 70V69H134ZM144 81H147V80H145V79H142V81L141 82H144ZM140 82V83H141ZM147 82H149V81H147ZM154 82V81H153ZM149 83H151V82H149ZM156 83V82H155ZM157 90H155V92H154V94H153V96H151L150 97V101L151 102H153V100L155 99H158V100H161L162 99V96H163V91H161V89H158V88H156ZM127 116H129V113L128 114H126ZM165 118H167V116L165 117ZM105 124V123H104ZM165 133V132H164ZM160 134H163V133H158V135H160ZM155 136L157 135V134H154ZM11 142H10V147H11ZM11 154V153H10ZM254 164H255V160L253 159V166H254ZM252 166V167H253ZM250 170V169H249ZM249 170H248V172H247V175H248V179H249V181H250V172H249ZM250 185H252V184H250ZM252 186H254V185H252ZM255 187H257V186H255ZM263 188V187H262ZM233 198H235V197H233Z\"/></svg>",
    "mask_w": 264,
    "mask_h": 264
},
{
    "label": "clouds",
    "instance_id": "9594fccd",
    "mask_svg": "<svg viewBox=\"0 0 264 264\" xmlns=\"http://www.w3.org/2000/svg\"><path fill=\"white\" fill-rule=\"evenodd\" d=\"M200 28V27H199ZM32 63H34V64H37V63H35V62H32ZM142 65V64H141ZM138 69V68H137ZM200 120V119H199ZM189 132V131H188ZM185 133V132H184ZM220 175H222V174H220ZM206 186H205V189H203V191L206 193V195H207V197H206V199L209 197V195L212 193V190H213V187H215L216 186V182H215V180H213V179H209L208 181H207V183L205 184ZM257 198V197H256ZM256 201H253V202H250V204H252V203H255ZM247 206V205H246Z\"/></svg>",
    "mask_w": 264,
    "mask_h": 264
}]
</instances>
